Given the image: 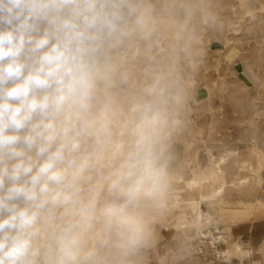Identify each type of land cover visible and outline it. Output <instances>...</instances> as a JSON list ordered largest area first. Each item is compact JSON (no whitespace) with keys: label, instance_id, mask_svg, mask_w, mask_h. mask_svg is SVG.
I'll return each mask as SVG.
<instances>
[{"label":"clouds","instance_id":"9594fccd","mask_svg":"<svg viewBox=\"0 0 264 264\" xmlns=\"http://www.w3.org/2000/svg\"><path fill=\"white\" fill-rule=\"evenodd\" d=\"M207 15L205 0H0V264H141Z\"/></svg>","mask_w":264,"mask_h":264},{"label":"rangeland","instance_id":"374dc122","mask_svg":"<svg viewBox=\"0 0 264 264\" xmlns=\"http://www.w3.org/2000/svg\"><path fill=\"white\" fill-rule=\"evenodd\" d=\"M205 3L208 15L195 24L188 57L183 63L185 91L182 115L171 137L168 171L174 172L179 162L188 161L184 173L190 177V171L195 166V160H192L194 153L199 166L204 167L207 150H210L215 160L222 157L226 161L225 194L229 195L234 194V191H228L230 182L246 177L250 172H234L228 152H233L241 163V156L248 155L252 150L250 136L253 133L249 131L253 128L252 119L264 132V0H205ZM231 51L235 59L228 64L224 56ZM258 68L261 70L259 76ZM258 81L261 83L258 84ZM235 87L241 88L245 95L239 105L229 99ZM195 110L197 113H193ZM256 112L260 115L257 119L253 118ZM212 116L222 122L220 129L210 131ZM193 140L196 147L189 146ZM253 165L256 168L255 162ZM235 173L239 176L236 177ZM260 175L264 179V166ZM203 211L212 217L216 215L215 207L206 206ZM192 217L193 214L188 212L186 219L191 221ZM222 222L224 220L216 225L203 224L199 231L207 237L200 239L192 235L194 227L182 233L169 228V222L163 221L157 231H151L152 243L144 250L141 264H191L200 256L199 242L209 243L211 236L221 237L217 245L221 251H229L236 243L253 252L263 244L264 209L254 208L227 226ZM210 250L202 261L219 264ZM232 263L253 264V261L251 258L249 262L241 263L238 257H233Z\"/></svg>","mask_w":264,"mask_h":264},{"label":"bare ground","instance_id":"6f19581e","mask_svg":"<svg viewBox=\"0 0 264 264\" xmlns=\"http://www.w3.org/2000/svg\"><path fill=\"white\" fill-rule=\"evenodd\" d=\"M262 9L264 8L262 7ZM224 58L228 64H231L234 58V52L231 51L227 53ZM260 74L261 70L258 68V76ZM257 83L260 84L261 81ZM244 97L245 95L242 89L235 87L229 99L239 105L244 100ZM193 113H197V111L195 110ZM258 116H260L258 112L253 113V118L255 117L257 119ZM251 121L253 128L249 131L253 133V135L250 136L252 150L249 151L248 155L241 156V163L233 152H228V155L231 157L230 164L234 172H250V175L237 178L236 181L230 182L228 191H234V194H225V190L227 189L225 181V159L221 157L215 160L211 151L207 150V164L204 167H200L198 161H196L198 157L194 153L192 160H195V166L190 171V177H186L184 173L188 161L179 162L175 168L176 170L169 173L170 190L165 200L151 215L149 223L150 231H157L158 227L162 226V222L165 221L167 223L169 222V225L167 224L169 228L171 227L175 231L182 233L191 231L194 227L195 230H193L194 234L192 235L198 236L200 239H206L207 236L199 231L203 224L216 225L220 220H224L222 223H225L227 226L229 222L237 220L242 215L252 212L254 208L264 209V179H262L260 175V171L264 166V132L258 129V122H255L254 119ZM221 124L222 122H219L215 116H212L210 131L220 129ZM192 142H194V145ZM192 142L189 146L196 147V141L193 140ZM194 149L196 150V148ZM253 162L257 164L256 168ZM235 176L237 177L239 175L235 173ZM234 196L236 197L233 198ZM206 206L216 208L215 217L204 213L203 208ZM188 212L193 214L191 221L186 219ZM220 240L221 237L215 238L212 236L209 243L201 240L198 246V254L200 256L193 259L191 264H207L202 260L209 253V249H211V256H213L219 264H230L233 257H238L241 263L250 261L252 251L244 249L236 243L231 245L229 251H221L217 246Z\"/></svg>","mask_w":264,"mask_h":264}]
</instances>
